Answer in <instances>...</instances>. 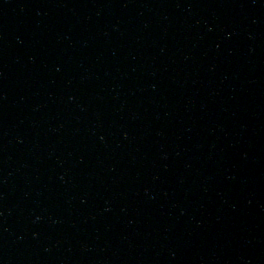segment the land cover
<instances>
[{
	"label": "water",
	"instance_id": "1",
	"mask_svg": "<svg viewBox=\"0 0 264 264\" xmlns=\"http://www.w3.org/2000/svg\"><path fill=\"white\" fill-rule=\"evenodd\" d=\"M0 264H264V0H0Z\"/></svg>",
	"mask_w": 264,
	"mask_h": 264
}]
</instances>
